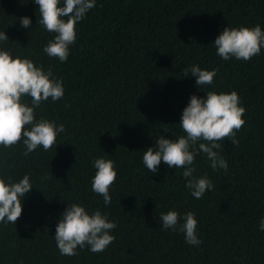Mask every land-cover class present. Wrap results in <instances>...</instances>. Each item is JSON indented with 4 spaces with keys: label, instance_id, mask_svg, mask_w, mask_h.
Wrapping results in <instances>:
<instances>
[{
    "label": "trees",
    "instance_id": "16d2710c",
    "mask_svg": "<svg viewBox=\"0 0 264 264\" xmlns=\"http://www.w3.org/2000/svg\"><path fill=\"white\" fill-rule=\"evenodd\" d=\"M38 7L33 0H0V32L9 38L0 50L62 79L63 98L44 101L35 118L65 131L48 151L41 146L24 155L22 141L0 146V178L19 182L28 175L33 188L17 223L0 222V264H264V48L248 61L224 60L214 45L227 27L264 31V0H95L76 25L66 62L43 51L55 33L39 24ZM25 16L28 28L20 23ZM193 65L215 70L213 83L200 87L196 77H185ZM209 91L237 92L245 124L237 145L219 141L226 171L214 170L203 152L195 157L194 176L214 185L196 199L183 168L161 162L153 174L143 154L155 150L161 135H185L179 124L190 97ZM22 102L31 106V97ZM98 158L114 161L117 172L108 205L92 190ZM74 203L116 223L104 251L60 253L56 226ZM170 210L180 223L194 214L199 245L162 227L160 214Z\"/></svg>",
    "mask_w": 264,
    "mask_h": 264
},
{
    "label": "clouds",
    "instance_id": "9594fccd",
    "mask_svg": "<svg viewBox=\"0 0 264 264\" xmlns=\"http://www.w3.org/2000/svg\"><path fill=\"white\" fill-rule=\"evenodd\" d=\"M33 2L39 6V24L48 32L55 33L54 39L47 43L43 51L49 57L66 62L69 46L77 38L76 25L95 7V0H63L62 6L61 0ZM19 19L22 27H30L29 17ZM8 40L5 32H0V42ZM214 45L217 55L224 60L234 57L248 61L264 48V31L260 25L238 29L227 27L215 39ZM189 73L196 77V84L200 87L211 85L216 76L215 70H202L198 65L185 69V77ZM24 96L31 97V106L22 102ZM63 96V81L54 78L51 69L46 72L30 59L13 58L10 52L0 50V146L11 148L22 141L26 149L24 155L41 146L45 151L50 150L65 127L43 118L36 120L35 108L49 98L55 102ZM245 112L235 91L230 94L209 91L204 98L192 95L179 124L185 135L178 139L161 135L155 140V150L150 147L143 154L146 169L157 174L161 162L169 168H183L187 181L185 187L191 190L194 198H202L214 185L206 176H194L195 157L203 152L214 170L223 168L226 171L227 161L216 150L222 147L219 141L225 139L231 140L234 146L239 143L236 132L245 124L242 119ZM164 131L168 132V129ZM94 168L92 190L103 196L104 204L108 205L111 203L109 189L117 176L114 161L98 158ZM32 189L28 175H24L19 182L6 183L0 178V222L17 223L22 215V198ZM160 220L164 229L183 232L186 243L197 246L202 242L197 236L198 222L192 212L184 215L183 223H180L181 217L175 210L161 213ZM116 227V223L110 222L99 209L89 214L83 206L74 203L61 214L54 238L62 255H77V248L83 249L85 246L98 253L114 241L115 237L109 233ZM259 228L264 231V218Z\"/></svg>",
    "mask_w": 264,
    "mask_h": 264
}]
</instances>
